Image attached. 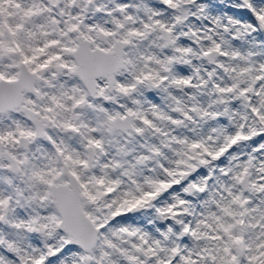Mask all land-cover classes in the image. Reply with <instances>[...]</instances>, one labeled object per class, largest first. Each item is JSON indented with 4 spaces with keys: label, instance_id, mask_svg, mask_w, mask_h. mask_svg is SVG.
Returning a JSON list of instances; mask_svg holds the SVG:
<instances>
[{
    "label": "snow or ice",
    "instance_id": "6c2138e0",
    "mask_svg": "<svg viewBox=\"0 0 264 264\" xmlns=\"http://www.w3.org/2000/svg\"><path fill=\"white\" fill-rule=\"evenodd\" d=\"M0 264H264V0H0Z\"/></svg>",
    "mask_w": 264,
    "mask_h": 264
}]
</instances>
